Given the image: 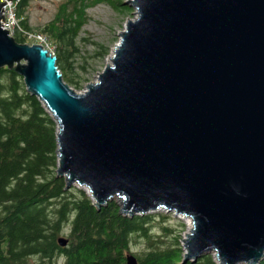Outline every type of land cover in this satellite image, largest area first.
<instances>
[{"label":"water","instance_id":"water-1","mask_svg":"<svg viewBox=\"0 0 264 264\" xmlns=\"http://www.w3.org/2000/svg\"><path fill=\"white\" fill-rule=\"evenodd\" d=\"M126 5L135 18L97 80L78 91L43 46L9 36L0 1V69L20 75L56 122L65 191L83 189L98 210L121 200L129 218H190L183 264L205 255L261 264L264 0Z\"/></svg>","mask_w":264,"mask_h":264},{"label":"trees","instance_id":"trees-1","mask_svg":"<svg viewBox=\"0 0 264 264\" xmlns=\"http://www.w3.org/2000/svg\"><path fill=\"white\" fill-rule=\"evenodd\" d=\"M100 1L65 0L42 30L55 48L65 81L76 90L85 82L76 71L85 66L75 69L80 55L76 38L88 21L87 9ZM28 7L24 0L17 10L27 29L31 28L24 17ZM15 40L26 44L22 36ZM99 47L102 51L96 56L110 53ZM57 150L56 122L27 92L20 75L0 69V264H29L35 258L38 264H126L129 253L139 264H183L181 238L170 246H160L161 239L152 232L153 215L125 217L116 201L98 210L84 190L65 191V179L56 172ZM162 229L170 232L167 227ZM67 230L69 244L61 247L59 238ZM138 239L147 243L142 254L131 252ZM187 264L216 262L212 255H205L197 263Z\"/></svg>","mask_w":264,"mask_h":264},{"label":"rangeland","instance_id":"rangeland-1","mask_svg":"<svg viewBox=\"0 0 264 264\" xmlns=\"http://www.w3.org/2000/svg\"><path fill=\"white\" fill-rule=\"evenodd\" d=\"M64 1L41 0L33 2L26 9L24 17L28 19L31 28L43 30L47 24L54 20L59 5L64 3ZM127 1L129 0H103L87 9L88 21L76 38V45L80 49V55L75 61V69L80 68L79 66L81 65L85 66V69L76 70L79 78L85 79L83 88L78 91L84 90L89 82L97 80V77L108 62L111 50L119 43V34L125 29L127 20L135 18V9L126 5ZM124 6L125 8L128 7V9L122 10ZM93 42H96L98 46H95ZM99 46L108 48L110 53L105 57L96 56L98 51H102ZM114 201L119 205L117 200ZM148 215L154 216L155 223L152 232L154 236L161 239L162 243L160 246H170L179 237L181 238L179 248L184 256L186 250L181 240L185 233L189 231L190 220L178 218L173 213H167L163 210ZM161 216H164V218H161ZM162 227L169 228L170 232L165 233ZM67 235L68 230L65 237ZM146 250L147 243L144 239H138L137 242L132 243L131 252L134 254H142ZM29 264H38V259H30Z\"/></svg>","mask_w":264,"mask_h":264},{"label":"built area","instance_id":"built-area-1","mask_svg":"<svg viewBox=\"0 0 264 264\" xmlns=\"http://www.w3.org/2000/svg\"><path fill=\"white\" fill-rule=\"evenodd\" d=\"M6 6L3 11V16L6 18V25H4L5 30H9V36L16 38L17 36H22L25 39L26 44L29 45H41L46 50L50 52L52 56H55V48L52 46L49 36L42 30H37L34 28H25L23 25L24 18H20L17 15L18 6L24 0H0ZM41 0H28L29 6L33 2ZM47 1V0H46ZM4 21L1 20V25Z\"/></svg>","mask_w":264,"mask_h":264},{"label":"bare ground","instance_id":"bare-ground-1","mask_svg":"<svg viewBox=\"0 0 264 264\" xmlns=\"http://www.w3.org/2000/svg\"><path fill=\"white\" fill-rule=\"evenodd\" d=\"M118 200H119V199H118ZM119 202H121V200H119ZM181 219H182V218H181ZM184 219H186V220L189 219V220H190V228H189V231H191V229H192V222H191V219H190V218H184ZM189 231H188V232H189Z\"/></svg>","mask_w":264,"mask_h":264}]
</instances>
